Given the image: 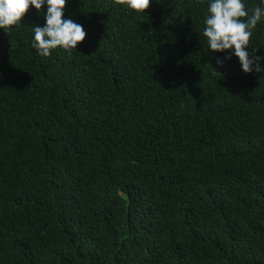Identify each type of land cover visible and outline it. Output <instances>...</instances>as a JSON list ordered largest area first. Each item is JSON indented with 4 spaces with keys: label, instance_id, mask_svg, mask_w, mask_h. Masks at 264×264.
Returning a JSON list of instances; mask_svg holds the SVG:
<instances>
[{
    "label": "trees",
    "instance_id": "16d2710c",
    "mask_svg": "<svg viewBox=\"0 0 264 264\" xmlns=\"http://www.w3.org/2000/svg\"><path fill=\"white\" fill-rule=\"evenodd\" d=\"M210 2L66 0L70 55L32 47L47 4L0 29V264H264V72L210 50Z\"/></svg>",
    "mask_w": 264,
    "mask_h": 264
},
{
    "label": "clouds",
    "instance_id": "9594fccd",
    "mask_svg": "<svg viewBox=\"0 0 264 264\" xmlns=\"http://www.w3.org/2000/svg\"><path fill=\"white\" fill-rule=\"evenodd\" d=\"M115 3L125 5L137 14H145L151 0H115ZM45 4L46 24L33 27L32 47L42 57H48L57 47L70 55L84 41L86 32L82 25L62 19L66 0H0V29L8 32L12 26H19L30 6L39 12ZM207 11L203 35L210 50H232L224 59H231L234 55L245 73L264 72V57L255 55L256 50L248 51L253 29L264 21V6L249 10L244 0H211ZM224 59H217V64L223 65Z\"/></svg>",
    "mask_w": 264,
    "mask_h": 264
}]
</instances>
